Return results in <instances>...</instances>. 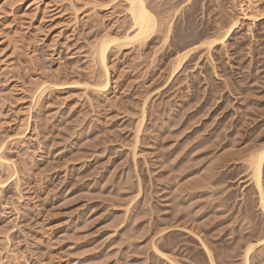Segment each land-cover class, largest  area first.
I'll use <instances>...</instances> for the list:
<instances>
[{"label": "rangeland", "instance_id": "1", "mask_svg": "<svg viewBox=\"0 0 264 264\" xmlns=\"http://www.w3.org/2000/svg\"><path fill=\"white\" fill-rule=\"evenodd\" d=\"M240 1L145 0L155 27L133 39L127 0H0V264H244L264 237L245 168L264 21Z\"/></svg>", "mask_w": 264, "mask_h": 264}, {"label": "bare ground", "instance_id": "2", "mask_svg": "<svg viewBox=\"0 0 264 264\" xmlns=\"http://www.w3.org/2000/svg\"><path fill=\"white\" fill-rule=\"evenodd\" d=\"M128 2V14L130 15L131 19V26L132 29L135 31L133 39H140L151 33L155 27V19L154 16L149 12V10L146 7L145 0H127ZM244 1L238 2V18L240 17L241 20H248L252 24H255L258 26V24L262 23L264 21V14L258 13L257 10L252 9V7H249L247 4H242ZM247 3V2H246ZM236 19L232 22V24L229 26V28L226 30V32L222 35V37L219 40H214L212 42H209L207 45L211 48L212 46L214 47V44L218 43V45H223L231 36L234 31L236 30V25L237 23L239 24V19ZM110 42V41H109ZM105 41L104 39L102 42L99 44L98 50H97V59L98 63L102 68L103 71V84L100 86V89H105L108 86V79H109V70L107 68V59H108V51H109V44L111 45L115 42V40H112L110 43ZM217 45V44H216ZM215 45V46H216ZM111 49V48H110ZM212 49V48H211ZM190 52H186L182 54L176 61L177 65L176 68L173 70L172 75L175 73V70H177L183 61L186 59ZM67 87V86H64ZM222 142V141H221ZM137 141L135 142V144ZM255 144V143H253ZM257 144V143H256ZM251 147V148H250ZM250 150L254 149L253 151L248 152L247 158L245 160L246 162V170H249V175L250 180L253 182L254 186V193L257 196V201L258 202V208L261 210V213L264 215V186H263V172H264V145L261 146L258 145V147L255 146H250ZM0 146V150H1ZM257 148V149H256ZM256 149V150H255ZM210 170V168H209ZM213 174V173H212ZM211 177V176H210ZM250 205V204H249ZM248 205V206H249ZM171 227V226H170ZM168 229V228H167ZM170 230L172 229L173 231H179L177 227L169 228ZM169 232V231H168ZM193 236L197 237L194 233L189 232ZM249 237V236H248ZM198 238V241L200 243V246L206 256L211 262V254L209 249L206 247V245L201 241V239ZM259 245H264V237L255 244L249 245L245 252H244V264H248V259L249 255L252 252L253 248ZM154 252L156 254L162 256L163 258L169 260L168 256L165 254L161 253L158 251L153 245H152Z\"/></svg>", "mask_w": 264, "mask_h": 264}]
</instances>
